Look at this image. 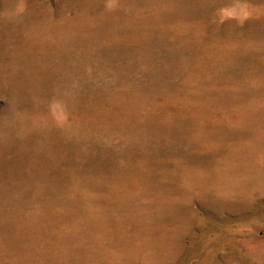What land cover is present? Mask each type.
<instances>
[{
	"label": "rangeland",
	"instance_id": "obj_1",
	"mask_svg": "<svg viewBox=\"0 0 264 264\" xmlns=\"http://www.w3.org/2000/svg\"><path fill=\"white\" fill-rule=\"evenodd\" d=\"M0 264H264V0H0Z\"/></svg>",
	"mask_w": 264,
	"mask_h": 264
}]
</instances>
